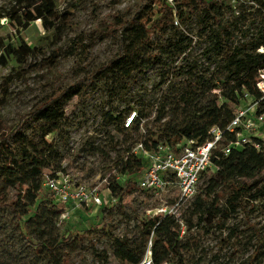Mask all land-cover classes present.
<instances>
[{"label": "rangeland", "instance_id": "374dc122", "mask_svg": "<svg viewBox=\"0 0 264 264\" xmlns=\"http://www.w3.org/2000/svg\"><path fill=\"white\" fill-rule=\"evenodd\" d=\"M161 1L151 8L148 0H61L57 10L64 24L58 30H45L39 20L27 26L10 20L12 13L20 14L33 0H0V133L1 126L13 128L46 97L71 90L69 97L60 102L63 118L58 131L44 137L53 150L42 171L43 179L58 169L73 182L93 185L103 192V180L118 175L119 153L122 155L126 149L132 152L136 143L148 140L147 131L153 139L163 141L169 129L176 130L177 111L171 104L180 92L188 85L196 84L203 90L208 84H221L224 64L211 52L215 26L200 11L189 13L193 7L190 0L184 1L181 20L175 19L163 34L151 33L148 47L140 49L137 59L124 63L129 77L120 78L110 70L93 75L134 34H124L118 25L150 12L154 14L152 20L162 22ZM215 5L221 8L223 21L236 36L230 45H254L264 40V13L251 0H220ZM23 45L30 48L26 57L16 53ZM7 47L14 53L8 55ZM173 50L182 52L174 56ZM255 52L262 54L264 48L258 47ZM141 64L148 66L143 73ZM8 75L14 79L4 97ZM218 94L219 90H211L204 96L211 100ZM242 105L249 109L254 102L247 99ZM161 106H165L166 117L158 123ZM133 113L136 116L132 124L139 119V133L120 134V124ZM262 128L259 135L247 134L250 143L255 138L264 141V125ZM27 134L36 143L43 140L39 130L28 128ZM227 138L232 140L233 136ZM207 180H200L197 194L204 191ZM136 189L121 199L115 197L113 207L105 213L100 209H65L43 188L30 214L22 217L27 220L37 212L38 223L30 221L26 229L9 210L0 209V264H30L33 259L35 264H59L45 252L36 258L33 250H41V243L51 245L69 237L76 240L67 249L69 264H124L114 257L109 235L138 242L143 224L149 220L146 212L159 205H171L176 195L172 192L160 200ZM4 193L7 202L12 203L24 196L25 186L6 188ZM218 195L221 206L228 192L221 190ZM194 200L175 210L176 219L185 227L179 238L187 244L181 252L185 264H247L249 259H253L252 264H264V214L260 209L264 199L238 209L225 222L219 213V224V220L210 221L207 213L201 221L192 216ZM40 202L46 209L50 202L55 207L48 212L40 208ZM149 243L151 237L147 238L146 250ZM169 263L177 264V258H170Z\"/></svg>", "mask_w": 264, "mask_h": 264}, {"label": "trees", "instance_id": "16d2710c", "mask_svg": "<svg viewBox=\"0 0 264 264\" xmlns=\"http://www.w3.org/2000/svg\"><path fill=\"white\" fill-rule=\"evenodd\" d=\"M59 1L61 0H33L20 14L12 13L10 20L17 24L21 23L23 26L39 20L45 30H58L65 22L58 14L57 3ZM184 1L173 0V7L168 6L164 0L161 1L162 7L159 13L162 15V22L152 20L154 14L150 12L148 16L134 17L118 25L124 34L127 32L134 34L119 47L117 55L105 66L98 68L93 75H97L100 71L110 70L117 73L120 78L129 77V71L124 70V63L127 60L137 59L140 49L148 47L151 33L158 31L163 34L166 28L173 25L175 19H182L185 9ZM190 1L193 2V7L189 13L194 14L200 11L215 26V38L211 52L222 59L225 76L218 86L208 84L207 88L202 90L194 84L188 85L180 92L171 104L177 111L178 126L176 130L169 129L166 133L167 137L163 141L153 139L154 135L147 131L148 140L136 143L142 144L147 150L155 148L159 143H165L173 148L181 139L194 140L202 144L209 138L208 133L211 128L217 127L224 130L231 122L235 109L247 99L257 103L256 114L264 116V100L256 88V83L260 79L258 74L264 70V52L262 54L255 52L258 47L264 48V40H259L254 45L252 42L230 45L236 40V36L232 32L231 26L223 21L224 14L221 8L215 5L217 2L212 0ZM251 1L264 13V0ZM148 2L152 8L160 0H148ZM176 45L180 47L179 42ZM5 52L8 55L14 53L10 47L5 48ZM29 52L30 48L26 45L16 51L21 57H26ZM181 52V50L178 52L173 50L172 54L176 56ZM2 60L3 57L0 58V61ZM147 69L148 66L140 65L142 73ZM13 79L12 75L5 77L2 91L4 97L8 85ZM211 90H219V94L212 96L211 100H206L204 95ZM70 92V89H64L46 97L13 128L1 126L0 209L9 210L18 224L24 226L25 229L29 226L30 221L37 224L39 219L37 212L27 220H22V217L28 216L30 210L40 200V192L43 189L42 171L47 168L48 158L53 150L45 142L44 137L58 131L59 123L63 118L60 102L68 98ZM164 108L165 106H161L158 112L156 118L158 123L166 117ZM135 116L134 113L133 119ZM139 116L141 117V114ZM132 123L133 120L128 127H124V119L118 132L124 134L130 131L138 134L139 119L136 123ZM163 126L160 128L163 129ZM28 128L41 132L43 140L40 144L29 138ZM225 145L224 142L220 144L212 157V163L217 168L216 171L213 174L202 176L201 179L208 178L207 186L202 193H198L194 197L195 208L192 216L198 217V221H201L204 214L207 213L210 221L219 220L220 222H217L219 224L221 223L220 218L225 222L238 209H245L247 204L252 207L254 202L264 199V141L255 138L253 143L243 145L240 149H232L227 155L220 152ZM117 163L118 175L107 180V187L114 198L121 199L136 189L135 180L145 167V162L126 149L122 155L119 153ZM58 172L60 171L57 169L52 173ZM124 176L126 179L123 181ZM15 185L25 186L24 196L17 198L15 202L8 203L4 190ZM221 190L227 191L228 195L224 203L219 206L221 196L218 195V192L220 193ZM210 196L213 198L209 202ZM40 203V208H44L45 203ZM49 204L50 207L44 209L52 212L55 206L53 202ZM260 209L264 214V202ZM100 210L107 213L110 209L102 208ZM34 211L36 210L34 209ZM219 213L221 216L217 218ZM179 229L180 224L173 217H166L159 221L158 219H149L143 224L138 242L133 243L126 237L117 238L109 235L113 255L124 264H140L144 258L147 238L151 237V264L169 263L172 257L177 258V264H185L181 252L186 250L187 244H182L179 241L181 238ZM256 237L260 239L259 235ZM24 241L28 246L32 245L26 236H24ZM74 241L76 240L71 237L63 238L61 242H53L51 245L41 243V250H33V248L32 250L37 254L36 258L40 253L45 252L59 264H69L67 249L72 246ZM57 254H60L59 257H56ZM252 262L253 259H249L247 264H252ZM30 264H35L34 259Z\"/></svg>", "mask_w": 264, "mask_h": 264}, {"label": "built area", "instance_id": "2783aa9c", "mask_svg": "<svg viewBox=\"0 0 264 264\" xmlns=\"http://www.w3.org/2000/svg\"><path fill=\"white\" fill-rule=\"evenodd\" d=\"M168 1L173 3V0ZM258 76L260 79L256 83V88L264 100V70L260 71ZM256 106L257 103L249 109L243 108V105L238 106L229 125L224 130L211 128L209 138L202 144L194 140L181 139L173 148L165 143H159L149 150L140 143L133 147L132 153L145 162V167L135 180V187L160 200L172 192L176 194L170 198L171 205H159L148 210L146 212L148 219L158 221L166 217L176 219V208L195 197L202 176L216 171L212 157L220 144L227 143L220 150L222 154L227 155L232 149H240L243 145L250 144L247 134H260L264 116L256 114ZM133 117L134 113L125 119L124 127L130 125ZM230 135L233 136L232 140L227 138ZM122 179L124 181L126 176ZM103 181L105 188L102 192L99 187L73 182L68 175L58 172L46 175L42 186L65 209H110L116 200L107 187V180ZM179 224L181 237L185 233V227ZM140 264H151V243L148 244Z\"/></svg>", "mask_w": 264, "mask_h": 264}]
</instances>
